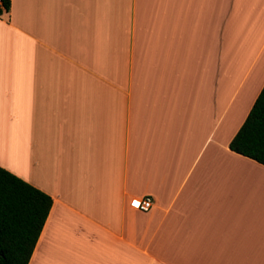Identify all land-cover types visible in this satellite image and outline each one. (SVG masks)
<instances>
[{"label":"crops","instance_id":"obj_1","mask_svg":"<svg viewBox=\"0 0 264 264\" xmlns=\"http://www.w3.org/2000/svg\"><path fill=\"white\" fill-rule=\"evenodd\" d=\"M263 86L264 0H11L0 167L52 199L28 264H264V166L229 149Z\"/></svg>","mask_w":264,"mask_h":264},{"label":"trees","instance_id":"obj_2","mask_svg":"<svg viewBox=\"0 0 264 264\" xmlns=\"http://www.w3.org/2000/svg\"><path fill=\"white\" fill-rule=\"evenodd\" d=\"M11 0H0V17L9 14ZM229 149L264 166V86ZM52 199L0 167V264H28Z\"/></svg>","mask_w":264,"mask_h":264},{"label":"built area","instance_id":"obj_3","mask_svg":"<svg viewBox=\"0 0 264 264\" xmlns=\"http://www.w3.org/2000/svg\"><path fill=\"white\" fill-rule=\"evenodd\" d=\"M152 199L149 198V197H146L144 199H142L138 205V209L141 211V212H145V211H148L151 206H152Z\"/></svg>","mask_w":264,"mask_h":264}]
</instances>
